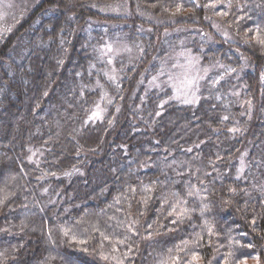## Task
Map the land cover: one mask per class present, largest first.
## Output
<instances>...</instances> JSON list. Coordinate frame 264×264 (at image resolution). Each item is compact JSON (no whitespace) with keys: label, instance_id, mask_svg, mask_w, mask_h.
<instances>
[{"label":"trees","instance_id":"16d2710c","mask_svg":"<svg viewBox=\"0 0 264 264\" xmlns=\"http://www.w3.org/2000/svg\"><path fill=\"white\" fill-rule=\"evenodd\" d=\"M27 12L0 38V264H264V0ZM181 48L216 70L195 106L145 85Z\"/></svg>","mask_w":264,"mask_h":264},{"label":"rangeland","instance_id":"374dc122","mask_svg":"<svg viewBox=\"0 0 264 264\" xmlns=\"http://www.w3.org/2000/svg\"><path fill=\"white\" fill-rule=\"evenodd\" d=\"M38 2L39 0H0V38L5 33L9 34V32H11L10 31L11 27H13L12 23L19 22L18 18L20 19L25 18L27 15L26 13H28L27 12L28 9L31 6H35V4H37ZM127 3L129 6L130 3L129 2ZM219 7L220 5L216 8H219ZM105 9H107L105 10V14H108V15L112 14V11L116 10V8L112 10V7L110 8L106 7ZM118 10L120 11L121 15L124 12L128 11V9L121 8V7H118ZM122 17L128 20L133 18L131 14H125V15H122ZM143 29L149 33L151 32L154 33V31L149 26H145V28ZM188 30H189L188 28H185L184 30H181L180 32L186 34L188 33ZM218 30L220 29L218 28ZM202 33L205 34L206 32L204 31ZM175 35H178V34L176 33ZM226 36L229 39H233L231 38L229 33H226ZM226 36L225 38H227ZM111 38L112 36L109 38V41H111ZM159 40L160 39L157 38V41H154V44L157 45L159 43L158 42ZM113 42L114 41L108 42L107 47H104L102 51L104 52V56L108 58V61L110 62V66L112 67V73L116 74L118 71H117L115 63L113 62L115 55L118 53H125L129 57V56H134V53L132 51L131 46H129L128 40L117 41L115 45L113 44ZM214 71H216L214 67L210 68V67L204 66L201 57L197 55L196 53H194V51H191L189 48H188V51L185 48H181V50L174 51L167 58L166 62H164L159 72L156 75L152 76V78L147 83H145V85L146 87L149 88L148 90L159 89L160 91H163L169 88L171 91V96H172L171 101H176L184 105L195 106L199 103L202 92L206 90L207 79L211 76V74ZM226 76H229V74L223 75V77H226ZM261 78H263V76H261ZM239 81H240V77L237 76L234 82L239 83ZM230 94L232 96L239 97L243 95V92L241 89H239L237 92L230 93ZM252 109H253V113L255 117L257 115L255 113L258 110V105L257 104H254V106L252 105ZM103 111H104L103 108H100V109L97 108L92 114V118L99 119L102 116ZM249 121L256 122L257 119L256 117L255 118L252 117V119ZM251 122H248L247 128L242 127L241 131L242 132L245 131L246 134L249 135V133H251L252 131V127H249V126H253L252 125L253 122L252 123ZM252 153L253 151L251 148H248L246 149L245 152H243L240 158L241 164H240L239 172L242 171L243 173L245 170H251V172L253 171V167L250 165L252 161L251 158L253 156ZM247 165H249V168Z\"/></svg>","mask_w":264,"mask_h":264}]
</instances>
